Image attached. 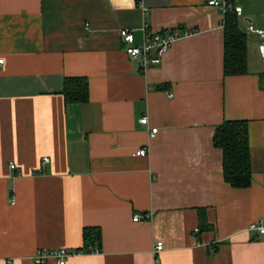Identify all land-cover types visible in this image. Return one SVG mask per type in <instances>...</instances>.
I'll return each instance as SVG.
<instances>
[{
	"label": "crops",
	"instance_id": "1",
	"mask_svg": "<svg viewBox=\"0 0 264 264\" xmlns=\"http://www.w3.org/2000/svg\"><path fill=\"white\" fill-rule=\"evenodd\" d=\"M208 1L144 0V14L135 0H0V264L81 250L87 227L100 248L66 264H152L158 242L161 264H264V235L247 231L264 224V61L247 30L264 29V0H222L246 35L247 72L234 76L224 14ZM145 23L195 34L141 70L118 31L139 45ZM83 77L88 101L67 105L64 81ZM232 120L248 122L245 189L223 180L212 142Z\"/></svg>",
	"mask_w": 264,
	"mask_h": 264
},
{
	"label": "trees",
	"instance_id": "2",
	"mask_svg": "<svg viewBox=\"0 0 264 264\" xmlns=\"http://www.w3.org/2000/svg\"><path fill=\"white\" fill-rule=\"evenodd\" d=\"M223 18V74L244 75L247 72L246 35L239 30L238 17L234 13H226ZM64 82L62 96L67 105L88 101L86 78H68ZM248 136V122L239 120L223 121L217 125L212 136L213 147L223 153V180L232 188L245 189L252 183ZM82 238L84 247L80 251L99 249L101 230L87 227L83 230Z\"/></svg>",
	"mask_w": 264,
	"mask_h": 264
},
{
	"label": "built area",
	"instance_id": "3",
	"mask_svg": "<svg viewBox=\"0 0 264 264\" xmlns=\"http://www.w3.org/2000/svg\"><path fill=\"white\" fill-rule=\"evenodd\" d=\"M138 8L142 10L144 14L147 12V7L144 5V0H135ZM208 4L211 7H216L220 9L222 14H226L232 12L236 17L241 16V9L232 5L229 2L222 0H209ZM148 25L145 23L142 28L143 40L141 44H135L134 35L129 29H120L118 31V36L120 37V41L123 45V50L125 54L131 60H137L139 65L141 66V70H146L149 67H155L159 65L162 58L167 54L170 50L171 45L181 39H185V37L191 36L195 34L193 31L188 29H179L174 28L170 30H164L155 33H149L147 30ZM247 30L251 33H254L259 39L258 43V55L259 58L264 61V29H254L251 25H248ZM3 61L0 60V66ZM139 124L148 125L147 118L143 117ZM157 132V129L149 130V137L153 138ZM137 156L144 157L146 153V149H140L135 152ZM49 159L47 157L43 158L42 163H47ZM15 167L14 164H10L9 168L13 169ZM13 204V200L10 201ZM153 213L146 212L144 214H135L132 217L134 222H146L152 218ZM247 231L255 232L258 235H264V224L261 222H250V225L247 228ZM163 249V242H158L152 248V264H161L158 254ZM89 250H94L90 248ZM82 253L80 250H69V249H58V250H47L41 249L37 250L31 257V260L34 264H46L48 262H53L54 264H66L69 257L73 256V254ZM13 264V263H12Z\"/></svg>",
	"mask_w": 264,
	"mask_h": 264
},
{
	"label": "rangeland",
	"instance_id": "4",
	"mask_svg": "<svg viewBox=\"0 0 264 264\" xmlns=\"http://www.w3.org/2000/svg\"><path fill=\"white\" fill-rule=\"evenodd\" d=\"M241 23V22H240Z\"/></svg>",
	"mask_w": 264,
	"mask_h": 264
}]
</instances>
